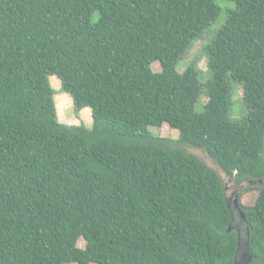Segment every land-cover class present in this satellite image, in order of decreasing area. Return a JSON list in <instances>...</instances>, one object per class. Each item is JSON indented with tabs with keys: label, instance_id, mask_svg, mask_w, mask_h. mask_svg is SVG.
I'll list each match as a JSON object with an SVG mask.
<instances>
[{
	"label": "trees",
	"instance_id": "obj_1",
	"mask_svg": "<svg viewBox=\"0 0 264 264\" xmlns=\"http://www.w3.org/2000/svg\"><path fill=\"white\" fill-rule=\"evenodd\" d=\"M226 1L203 82L178 66L218 0H0V264H234L223 179L183 149L264 180V0ZM52 77L91 127L60 121ZM238 192L264 264V187Z\"/></svg>",
	"mask_w": 264,
	"mask_h": 264
},
{
	"label": "rangeland",
	"instance_id": "obj_2",
	"mask_svg": "<svg viewBox=\"0 0 264 264\" xmlns=\"http://www.w3.org/2000/svg\"><path fill=\"white\" fill-rule=\"evenodd\" d=\"M218 4L222 8V12L220 17L218 18L217 22L214 23L209 29L203 34V36L195 41L188 51L185 59L179 64L178 71L183 72L186 68H188L192 63L196 62L199 69L201 70V77L202 81L206 82L209 78V57L207 52L205 51L206 46L212 40L214 35L218 32L220 27L223 25L227 18L228 11L235 8V4L233 2H229L226 0H218ZM153 70L156 72L161 71V65L159 62L153 64ZM51 84L56 90L57 94L55 95V103L57 108V113L61 122L66 123L68 125H86L87 127L92 126V114L90 108H85L80 112H77L74 106V102L70 95L62 90V82L57 77L51 78ZM232 97V108L230 111L231 117L236 120H240L245 117L248 113L246 105L243 101V88L241 86L234 87ZM208 101V97L206 94H203L201 97L200 104L198 105L197 109L200 111L204 108V104ZM153 133L156 136L168 138L172 140L174 145L180 147L178 143L179 133L177 130H171L167 128H151ZM183 148V147H182ZM189 153H192L198 156L201 160L205 161L210 167L214 168L223 179V182L226 187V194L227 197L230 199L232 208H233V199L234 194L245 188L248 185H259L264 187V180L263 182H258L257 179L254 180H244L241 183H238L234 178L230 177L227 173H225L216 162L207 156L201 150L193 149V148H183ZM235 214V221H234V230L237 231L238 227L241 229L243 242L245 239V224L240 222V217L237 214V211H234ZM79 246L84 247L85 242L83 240L79 241ZM76 264V263H72Z\"/></svg>",
	"mask_w": 264,
	"mask_h": 264
},
{
	"label": "water",
	"instance_id": "obj_3",
	"mask_svg": "<svg viewBox=\"0 0 264 264\" xmlns=\"http://www.w3.org/2000/svg\"><path fill=\"white\" fill-rule=\"evenodd\" d=\"M227 204H228V208H229V211L231 214V224L228 228V231L231 232L234 228V221H235L234 211H237V214L240 217V222H242L244 224L246 222V216H245L244 212L242 211V209L240 208V205H239V192L238 191L234 194L233 208H232L230 199L228 197H227ZM237 229H238L237 230L238 246H237L234 264H250V262L252 261L253 258L249 252V233L247 231V240L244 239V242H243L241 229L239 227Z\"/></svg>",
	"mask_w": 264,
	"mask_h": 264
},
{
	"label": "flooded vegetation",
	"instance_id": "obj_4",
	"mask_svg": "<svg viewBox=\"0 0 264 264\" xmlns=\"http://www.w3.org/2000/svg\"><path fill=\"white\" fill-rule=\"evenodd\" d=\"M258 182H260V183H261V182H263V180H262V179H259V180H258ZM238 191H239V190H238Z\"/></svg>",
	"mask_w": 264,
	"mask_h": 264
}]
</instances>
